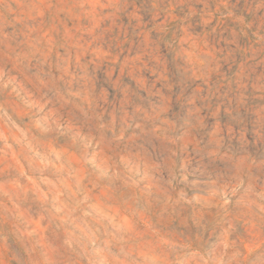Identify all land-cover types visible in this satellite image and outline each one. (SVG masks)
<instances>
[{
    "label": "rangeland",
    "instance_id": "374dc122",
    "mask_svg": "<svg viewBox=\"0 0 264 264\" xmlns=\"http://www.w3.org/2000/svg\"><path fill=\"white\" fill-rule=\"evenodd\" d=\"M0 264H264V0H0Z\"/></svg>",
    "mask_w": 264,
    "mask_h": 264
}]
</instances>
